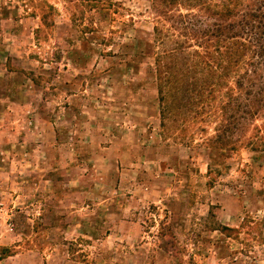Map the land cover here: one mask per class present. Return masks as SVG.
Listing matches in <instances>:
<instances>
[{
	"label": "rangeland",
	"instance_id": "374dc122",
	"mask_svg": "<svg viewBox=\"0 0 264 264\" xmlns=\"http://www.w3.org/2000/svg\"><path fill=\"white\" fill-rule=\"evenodd\" d=\"M154 3L0 0V264H264V149L161 126Z\"/></svg>",
	"mask_w": 264,
	"mask_h": 264
},
{
	"label": "trees",
	"instance_id": "16d2710c",
	"mask_svg": "<svg viewBox=\"0 0 264 264\" xmlns=\"http://www.w3.org/2000/svg\"><path fill=\"white\" fill-rule=\"evenodd\" d=\"M190 3L197 10L167 13L175 4L181 8ZM153 10L170 18L176 32L168 37L154 29L155 43L161 46L153 53L161 126L180 120L200 129L213 119L214 134L202 141L210 153L249 146L252 140L264 149V0H155ZM44 31L34 30L37 42ZM92 35L85 39L97 44L99 38ZM217 231L227 238L239 234L225 226Z\"/></svg>",
	"mask_w": 264,
	"mask_h": 264
}]
</instances>
